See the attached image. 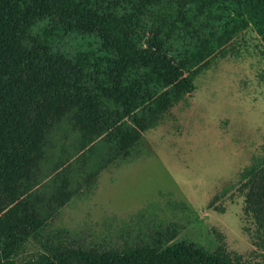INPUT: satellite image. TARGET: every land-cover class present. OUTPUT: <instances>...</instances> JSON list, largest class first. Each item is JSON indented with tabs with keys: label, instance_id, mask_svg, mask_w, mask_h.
<instances>
[{
	"label": "trees",
	"instance_id": "trees-1",
	"mask_svg": "<svg viewBox=\"0 0 264 264\" xmlns=\"http://www.w3.org/2000/svg\"><path fill=\"white\" fill-rule=\"evenodd\" d=\"M250 28L264 46V0H0V264H264L177 239L154 204L120 245L48 229L101 172L139 157L143 132ZM244 187L263 246L264 167ZM31 240L40 250L15 263Z\"/></svg>",
	"mask_w": 264,
	"mask_h": 264
},
{
	"label": "rangeland",
	"instance_id": "rangeland-1",
	"mask_svg": "<svg viewBox=\"0 0 264 264\" xmlns=\"http://www.w3.org/2000/svg\"><path fill=\"white\" fill-rule=\"evenodd\" d=\"M194 89L143 132L139 157L101 172L93 192L72 199L48 229H65L89 246L120 245L137 213L154 204L158 217L182 226L177 239L209 251L222 246L245 261L256 255L252 237L262 229L252 231L256 218L241 180L255 156L264 167V46L255 31L241 33L215 66L200 70ZM171 201L191 213H171ZM39 250L31 240L14 262Z\"/></svg>",
	"mask_w": 264,
	"mask_h": 264
},
{
	"label": "crops",
	"instance_id": "crops-1",
	"mask_svg": "<svg viewBox=\"0 0 264 264\" xmlns=\"http://www.w3.org/2000/svg\"><path fill=\"white\" fill-rule=\"evenodd\" d=\"M229 46V45H228ZM221 59V50L220 51H218L216 54H214L211 58H209L205 63H203V66H202V69H201V72H207V71H209V69L211 68V65L213 64V66H215L216 64H217V61H219ZM187 97H185L180 103H178L176 106H174L172 109L174 110V109H177L179 106H181L182 105V103L184 102H186V101H184L185 99H186ZM172 109L170 110V111H172ZM164 118V117H163ZM162 118V119H163ZM254 160L256 161L255 162V166L252 168L253 170V172H251V173H248V175H246L245 177H242L241 178V180H244L245 179V181L243 182L244 184H246L247 183V181L249 180V178L252 176V174L253 173H255L257 170H258V164H257V157L255 156V158H254ZM253 230H256V224L254 225H252V231ZM252 237V236H251ZM253 238V237H252ZM258 238H259V236H258ZM259 240H261L260 238H259ZM262 240H264V239H262ZM261 240V241H262ZM260 241V242H261ZM263 246H261V245H255V247H256V249H255V253H256V255H258V256H261V257H263L264 258V244H262ZM259 246H261V247H259ZM254 250V249H253Z\"/></svg>",
	"mask_w": 264,
	"mask_h": 264
}]
</instances>
